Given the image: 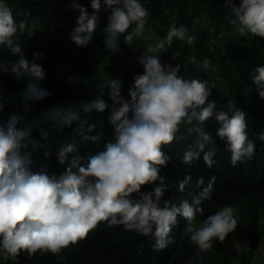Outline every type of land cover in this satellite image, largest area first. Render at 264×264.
<instances>
[{"label": "clouds", "instance_id": "clouds-1", "mask_svg": "<svg viewBox=\"0 0 264 264\" xmlns=\"http://www.w3.org/2000/svg\"><path fill=\"white\" fill-rule=\"evenodd\" d=\"M61 1L66 7L50 16L51 27L42 28L45 36L36 37L53 42L55 58L69 55L59 68L63 82L55 83L62 91L58 96L44 81L42 66L26 60L14 40L24 21L17 24L7 0H0V48L19 56L13 63L0 61V71L12 72L17 82L26 79L25 110L42 99L55 105L40 109L43 113L31 123L17 113L0 122V264L34 262L36 254L47 256L48 264H60L82 239L87 240L81 248L91 258L89 264H162L182 244L194 243L198 257L212 248L214 239L223 242L236 229L239 209L228 204L203 217L212 210L215 197L244 186L255 187L254 195L249 189L246 194L256 201L264 197V118L252 123L232 100L219 109L218 100L205 103L211 88L207 81L186 79L179 64L161 62L159 54L173 39L189 44L190 51L197 39L180 17L183 0ZM223 7L231 12L229 22L238 34L264 37V0H239L238 6L223 0ZM48 19L36 18L40 27ZM145 27H153L160 39L134 52V38ZM102 40L105 51L120 54L123 69L131 70L132 60L140 65L125 80L115 76L100 81L94 76L89 56ZM74 50L91 73L84 88L94 94L107 89L109 99L97 94L82 100L74 94L78 90L70 83ZM177 54L174 50L171 58ZM43 58L42 53H33V61ZM188 59L195 62V57ZM199 63L205 70L210 67L207 58ZM251 73V88L264 104V57ZM121 87H129L127 100ZM93 111L107 114L106 138L91 134L95 123L81 116ZM210 118L218 123L206 132L204 122ZM39 119L61 127L75 124L81 139L55 138L56 146L61 145L55 158L36 162L21 151L38 143L30 136ZM181 124L191 125L185 131L196 134L184 140L189 148L183 150L178 144L168 145ZM77 145L91 150L80 155ZM256 201L252 215L257 216L260 234L252 260L258 257L264 264V202Z\"/></svg>", "mask_w": 264, "mask_h": 264}, {"label": "trees", "instance_id": "trees-1", "mask_svg": "<svg viewBox=\"0 0 264 264\" xmlns=\"http://www.w3.org/2000/svg\"><path fill=\"white\" fill-rule=\"evenodd\" d=\"M7 3L12 9L14 19L17 24L24 21V28L18 31L14 36V40L20 43L23 50V55L29 62L39 63L45 73L44 81L52 85V90L56 95L62 96V91L55 87V83L60 80L62 86L63 76L59 78V68L62 61L69 57L63 53L55 58L54 44L52 41L48 43L36 40L44 37L42 28H50V16L58 14L65 8V3L61 0H7ZM233 3L239 4V0H233ZM27 11V16L25 12ZM48 16V22L39 26L36 18ZM180 17L185 21L189 34H195L197 39L194 42V47L190 51L189 44L178 42L173 39L171 46L167 47L166 52L160 53L162 63H167L174 66L180 65V73L186 79L198 78L208 82L210 94L206 98L207 101H215L216 108H223L228 100L235 102L236 107H240L246 113V118L256 124L261 123L259 118H264L263 98H260L257 93L251 88L250 76L252 67L264 57V37L248 34L242 36L235 31V26L229 22L231 12L223 7V0H183L181 5ZM206 22V23H205ZM205 29H203V25ZM40 27L38 30H31V27ZM129 30V29H128ZM223 33V35H221ZM37 41V42H36ZM39 42V43H38ZM174 50H178V54L172 59L171 54ZM78 52V50H74ZM40 52L43 54V61H33V53ZM72 54V64L70 65L71 80L70 83L78 90L74 94L82 96V100H89L93 96L102 95L108 97L107 89L104 93H92V89L84 88L87 73L85 64L81 60L80 54ZM191 53V54H190ZM189 57H195V62L190 61ZM19 58L18 55L10 54L7 49L0 48V61L7 60L9 63L15 62ZM207 58L210 67L205 70L200 66L201 61ZM143 69L139 72L142 73ZM18 80L15 74L10 71H0V104L3 105L0 109V122L5 121L10 114L17 113L24 117L26 122H34L43 111L40 109L50 108L55 106L48 99H42L31 110H25L26 103L24 92L28 86L26 79ZM133 81L131 82V84ZM131 86V85H130ZM45 89L47 86L45 84ZM129 87H121V94L127 100ZM21 90V94L19 93ZM48 90V89H47ZM54 94V93H53ZM54 94V95H55ZM214 94L216 99L211 96ZM55 95V96H56ZM56 96V97H58ZM25 101V103H24ZM75 103L74 105L78 104ZM66 105V104H62ZM82 118H85L90 123H95L96 127L91 134H99L100 139L106 138L107 133L103 131L107 120V114L103 111L97 113H81ZM259 117V118H258ZM21 122V121H20ZM39 125H34L32 128L30 139L36 140L38 143L33 147L31 144L26 149H22L21 154L27 152L32 157L42 160L47 158L53 160L54 153L61 146H56L55 138L81 139V134L75 130V124L71 126L61 127L57 123L44 121L39 119ZM19 123V122H18ZM194 123V122H193ZM218 123L214 118H210L204 122V130L208 132L211 125ZM56 125L57 129L53 130ZM191 125L181 124L177 138L168 145L170 147L179 145L180 150L189 148V145L184 140H191L196 137V134H188L185 129ZM41 131L46 132L45 136H41ZM80 155L86 154L91 148L77 145ZM49 155H45V153ZM28 169L29 166L27 165ZM245 189H235L230 193L222 194L214 198L212 210L206 211L203 220L207 215L219 210L224 205L231 204L239 209V220L235 231L228 233L223 242L213 240V246L210 250L200 253L196 257L197 248L193 243L182 244L178 246L167 261L162 264H189V258L192 259L191 264H253L252 254L256 250L257 241L259 240L260 231L258 229L257 216L252 215L254 207L253 195L254 188L244 186ZM246 189H249L253 195L246 194ZM264 191V188L262 189ZM264 202V197L260 201ZM202 220V221H203ZM77 248L67 250L65 261L60 264H89L91 258L87 251H83L81 246L87 245V240L82 239L77 243ZM249 247V250H241ZM37 253V252H36ZM50 262L47 256L36 254L34 262H28L24 259V263L20 264H48ZM113 264V263H112Z\"/></svg>", "mask_w": 264, "mask_h": 264}, {"label": "rangeland", "instance_id": "rangeland-1", "mask_svg": "<svg viewBox=\"0 0 264 264\" xmlns=\"http://www.w3.org/2000/svg\"><path fill=\"white\" fill-rule=\"evenodd\" d=\"M153 31V27H145L144 32L141 34V36L134 38L135 44L132 45V50L134 52H142L143 46L146 43H154L157 39H160V37H157ZM103 46L104 40L94 46L89 56L88 63L93 67L94 76L96 77V79L104 81L117 76L125 80L128 74L133 73L140 66L138 63L132 60L130 64L132 69H123L119 59L120 54L117 53V55L114 56L111 51H105L106 48H104ZM99 48L100 51L98 50ZM261 214V217H264V208L261 210ZM262 247L264 251V239L262 240ZM253 263L262 264L261 260L258 257L253 258ZM234 264H237V262L235 261Z\"/></svg>", "mask_w": 264, "mask_h": 264}]
</instances>
